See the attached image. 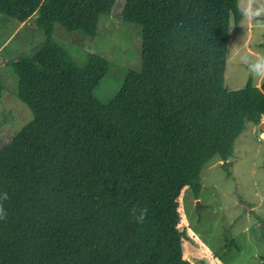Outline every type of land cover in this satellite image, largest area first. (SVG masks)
I'll use <instances>...</instances> for the list:
<instances>
[{"label": "trees", "instance_id": "trees-1", "mask_svg": "<svg viewBox=\"0 0 264 264\" xmlns=\"http://www.w3.org/2000/svg\"><path fill=\"white\" fill-rule=\"evenodd\" d=\"M239 6L0 0V13L20 23L34 17L45 35L11 63L16 95L33 117L15 135L0 134V193L9 196L0 264H193L184 255L181 193L189 187L198 198L201 169L215 155L230 174L245 122L264 119V80L224 86ZM101 15L142 26L141 69L106 103L94 89L109 60L89 53L79 66L54 37L55 24L95 36ZM3 88L0 78V97ZM145 207L137 223L133 209Z\"/></svg>", "mask_w": 264, "mask_h": 264}, {"label": "rangeland", "instance_id": "rangeland-1", "mask_svg": "<svg viewBox=\"0 0 264 264\" xmlns=\"http://www.w3.org/2000/svg\"><path fill=\"white\" fill-rule=\"evenodd\" d=\"M238 2L243 5V0ZM257 3L264 4V0ZM33 19L23 24L0 13V78L4 85L0 134L15 135L33 117L16 95L18 77L11 64L45 38ZM141 31L140 24L101 15L95 36L55 24L54 37L79 66H84L89 53L109 60L108 72L94 89L95 96L106 103L119 91L129 71L141 69ZM242 55L253 59L264 55V17L251 24L243 17L238 25L230 23L224 72L227 90L243 87L249 78L255 85L260 79L250 75L240 62ZM260 124L245 122L228 159L230 174L215 155L201 169L198 198L189 187L181 193L180 227L187 233L184 255L193 264H215L214 255L224 264H264V131ZM186 224L190 225L189 231Z\"/></svg>", "mask_w": 264, "mask_h": 264}, {"label": "clouds", "instance_id": "clouds-1", "mask_svg": "<svg viewBox=\"0 0 264 264\" xmlns=\"http://www.w3.org/2000/svg\"><path fill=\"white\" fill-rule=\"evenodd\" d=\"M244 20L251 24L253 21L264 17V4H258L257 0H243V5L239 6ZM240 62L247 66V69L253 77L264 79V55H257L254 59L248 55L240 56ZM7 193H0V220L7 218V211L3 202L7 201ZM148 213V209H133V218L137 223H143Z\"/></svg>", "mask_w": 264, "mask_h": 264}, {"label": "crops", "instance_id": "crops-1", "mask_svg": "<svg viewBox=\"0 0 264 264\" xmlns=\"http://www.w3.org/2000/svg\"><path fill=\"white\" fill-rule=\"evenodd\" d=\"M27 22H28V21H27ZM27 22H26V23H27ZM24 23H25V22H24ZM24 23H23V24H24ZM27 24H28V23H27ZM263 80H264V79H261V78H260V79L258 80V82L256 83V85H257V86H260V84H261V82H262ZM213 259H214V263H215V264H224V263L222 262V260H220V259H218V258H216V257H215V258L213 257Z\"/></svg>", "mask_w": 264, "mask_h": 264}, {"label": "water", "instance_id": "water-1", "mask_svg": "<svg viewBox=\"0 0 264 264\" xmlns=\"http://www.w3.org/2000/svg\"><path fill=\"white\" fill-rule=\"evenodd\" d=\"M35 26H36V27H38V24H37V22H35ZM260 126H261V128L263 129V131H264V122H263V123H261V124H260Z\"/></svg>", "mask_w": 264, "mask_h": 264}]
</instances>
